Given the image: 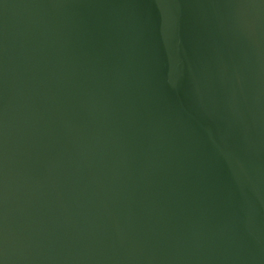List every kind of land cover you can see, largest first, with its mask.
Instances as JSON below:
<instances>
[{
  "label": "water",
  "instance_id": "water-1",
  "mask_svg": "<svg viewBox=\"0 0 264 264\" xmlns=\"http://www.w3.org/2000/svg\"><path fill=\"white\" fill-rule=\"evenodd\" d=\"M0 264H264V0H0Z\"/></svg>",
  "mask_w": 264,
  "mask_h": 264
}]
</instances>
